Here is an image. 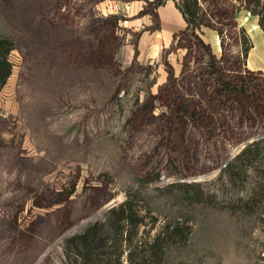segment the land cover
Wrapping results in <instances>:
<instances>
[{"label": "rangeland", "instance_id": "1", "mask_svg": "<svg viewBox=\"0 0 264 264\" xmlns=\"http://www.w3.org/2000/svg\"><path fill=\"white\" fill-rule=\"evenodd\" d=\"M153 1L0 0V264H70L126 200L138 239L177 230L165 264H264V32L238 0H207L199 38Z\"/></svg>", "mask_w": 264, "mask_h": 264}, {"label": "trees", "instance_id": "2", "mask_svg": "<svg viewBox=\"0 0 264 264\" xmlns=\"http://www.w3.org/2000/svg\"><path fill=\"white\" fill-rule=\"evenodd\" d=\"M169 0H154L155 7L164 5ZM239 9L236 17L241 13H248L258 18V24L264 32V0H238ZM207 0H180L176 6L186 22L185 33L207 26V13L204 5ZM222 35L223 31L218 30ZM240 32L244 34L242 41V56L246 58L253 44L246 37V29L241 27ZM197 38L198 35H196ZM201 43H203L200 40ZM14 49L12 41L0 37V88H2L13 72V66L9 55ZM211 59L217 62L215 56ZM224 62V57L219 63ZM220 78L223 93L242 97L246 90L244 85L238 86L237 80ZM256 142L249 144L246 148L250 151ZM106 220L96 221L85 228L81 233L75 234L65 241L66 258L70 264H123V259L128 264H165L167 248L173 240L177 230L158 233L152 240L138 239V230L143 220L139 218L138 211L130 200H126L111 208ZM167 236V237H166ZM169 237V238H168Z\"/></svg>", "mask_w": 264, "mask_h": 264}, {"label": "water", "instance_id": "3", "mask_svg": "<svg viewBox=\"0 0 264 264\" xmlns=\"http://www.w3.org/2000/svg\"><path fill=\"white\" fill-rule=\"evenodd\" d=\"M111 206H113V204L109 205L107 208H105V210L108 209V208H110Z\"/></svg>", "mask_w": 264, "mask_h": 264}, {"label": "bare ground", "instance_id": "4", "mask_svg": "<svg viewBox=\"0 0 264 264\" xmlns=\"http://www.w3.org/2000/svg\"><path fill=\"white\" fill-rule=\"evenodd\" d=\"M220 39V38H219Z\"/></svg>", "mask_w": 264, "mask_h": 264}]
</instances>
